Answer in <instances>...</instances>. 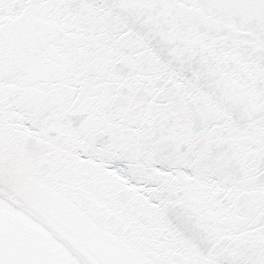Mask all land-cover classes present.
<instances>
[{
  "label": "snow or ice",
  "instance_id": "6c2138e0",
  "mask_svg": "<svg viewBox=\"0 0 264 264\" xmlns=\"http://www.w3.org/2000/svg\"><path fill=\"white\" fill-rule=\"evenodd\" d=\"M0 264H264V0H0Z\"/></svg>",
  "mask_w": 264,
  "mask_h": 264
}]
</instances>
